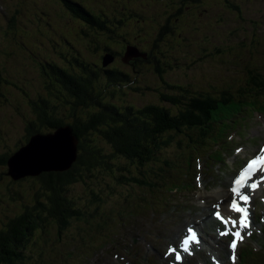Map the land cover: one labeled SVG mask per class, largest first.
<instances>
[{
	"label": "trees",
	"instance_id": "16d2710c",
	"mask_svg": "<svg viewBox=\"0 0 264 264\" xmlns=\"http://www.w3.org/2000/svg\"><path fill=\"white\" fill-rule=\"evenodd\" d=\"M103 13L109 15L104 8L94 11L97 19L115 27L111 18H101ZM80 18L84 20L85 17ZM156 22L157 18H150L151 26H149V21H143L141 15L138 14L137 25L143 27L142 29L136 28L132 32L134 35L137 33H140V36L143 35L145 39L143 46L147 50L156 51L161 55L169 54L177 48L176 38L166 34L163 35V38L156 36L157 30L154 26ZM96 32L103 34L100 33V29ZM153 34L157 38H154ZM139 39L141 40V37ZM179 46L182 47L183 44ZM146 66L150 68L147 74H155L162 80L167 75L169 60L167 59L166 62L165 58H160ZM136 72L137 70L132 69L131 65L125 64L123 70L112 67L111 70L104 71L103 74L95 72L89 77H83L80 75L81 73L61 72L58 74V82L54 80L53 76L47 79L44 87L45 94L37 93L36 99L39 107H36L33 116L26 118L28 119L25 128L26 141L30 139L29 136L32 133L48 135L46 130L51 128L56 130L60 126H67L77 141L75 143L77 154L74 162L66 169L41 171L35 176L12 181L7 175V164L9 156L18 147V144H15L14 147L4 145L5 152H0V164H3L2 170L4 169L0 171V204L2 206L0 208V263L6 262L11 256L14 258L24 236L30 234L39 222H45L49 217L67 220L69 215L67 211L70 207L73 208V205L65 195L66 187L75 182L77 176H81L79 171H82L85 176L91 172L94 164L101 168H106L107 163L115 167L99 157L91 159L85 153V147L92 151L91 147L100 144V140L96 138L94 132L99 133L102 138V132L106 133V138L113 142L114 147L116 146L121 153L133 155L139 153L141 147L144 148L146 138L151 137L150 139H152L159 136L171 125L168 122L172 118L168 116V111L164 107H159L158 101L143 105V108L139 110L141 116L136 115L132 106H118L114 103L108 104L100 101L98 96L101 97L103 89L95 88L96 79L103 80L106 87L113 85L108 90L113 89L116 92L122 90L121 84L131 85L134 82L140 86L141 83ZM98 89L100 90L97 91ZM159 100L161 103H168V101L174 102L176 98L161 95ZM142 119L150 123L146 124L140 121ZM106 128L107 132H105ZM87 142L91 144H86ZM2 174L8 176L7 181L2 178ZM31 200L37 204L36 207L27 206L26 203ZM21 210L24 211L19 214Z\"/></svg>",
	"mask_w": 264,
	"mask_h": 264
},
{
	"label": "rangeland",
	"instance_id": "374dc122",
	"mask_svg": "<svg viewBox=\"0 0 264 264\" xmlns=\"http://www.w3.org/2000/svg\"><path fill=\"white\" fill-rule=\"evenodd\" d=\"M228 4H229L228 2L225 3L223 1H221L220 2V8H214V9L217 10L218 12H221V11L222 12L220 14H217V15L214 14L213 17L214 18L215 17H222L226 13V5H228ZM193 5H194L193 9L197 10L198 9V3L193 2ZM19 6L22 7V3L20 0H19ZM26 9L27 10H25V12L23 11L24 14H27L26 12H29V9H30V11L34 15L35 21L42 22L39 18V15H38L39 10L36 11L35 5L26 6ZM175 9H176V7H175ZM47 11L50 13L51 16H58L57 12L55 10H53L52 8H50ZM122 12H124V11L122 10ZM200 13H201V8L196 11V14L194 16L188 17V23L190 25H199L198 14H200ZM233 14L236 15V11H233ZM17 17L19 19L9 21V24L11 25V27L5 29V31L7 33L6 32L0 33V71H1V77L4 79L0 85V94H1V100H0V149L1 150L4 149L3 144H5L8 147L9 146L14 147L16 143H18V145L24 143L25 136L27 133V132H25V127L27 125L26 121L28 120L26 118L28 116H30V117L33 116V109H32V106L29 104V101H30L29 99L34 100V99H36L38 92L44 93L46 91V89L43 88V85L45 87V83L43 82V75H42L43 67L33 63L34 58H32L31 56L30 57L27 56L24 52L21 51V49L18 47L20 45L19 40H23V41L26 40L25 42H28L31 44H34L36 38L43 40V43L46 46H45V51H43V53H41L42 58H45V56L47 55L50 57V61H52V63H54V61H55L57 64H64V61H61L57 57V54L55 52H51V49L48 47L49 46V40L48 39H49V32H50V23L45 27V29L43 31L31 28L32 32L23 33V35H26V37L23 39V38H19V33L17 35H15V31L17 30V28L15 27V21H18V24L23 23L25 25L26 23L28 24V22H30V20H26V18L24 16H22L21 14H18ZM217 20H219V19H217ZM6 23L7 22L3 23L2 26H0V28L4 27L6 25ZM184 24H185V26H188L186 24V21L184 22ZM29 27H30V24H29ZM190 30L194 31V32L192 31V33H193L192 39L197 40L198 42H201L202 39L210 36V33H206V32H204L203 34H198V32H200V30H201L200 26H197V27L192 28V29L190 28ZM141 32H142V34H144L143 31H141ZM98 33L99 32L94 34L93 39L90 37L89 38L87 37L88 33H86V37H87L89 43H95L97 46H100L99 51H97L96 55L97 56H103L106 54L103 50H107V45L105 44V41L99 40V38H101L102 35L98 34ZM123 34H126V31ZM18 38H19V40H17ZM141 40L143 42H145L143 35L141 36ZM109 44L112 45L113 43L111 42ZM47 47H48L49 52H46ZM6 52H9L8 55L6 54ZM48 53H50V54H48ZM189 53H190V51L188 50L187 47L181 48L178 51V55L181 57V59H184L185 61H187L185 56H186V54L189 55ZM96 55H95V52H93L91 55L89 52L82 53L83 58L87 59V60L90 59V57L92 56L94 63L97 62V56ZM199 56L201 59L198 62V64L197 63L195 64V67L199 70H201V68L205 69L204 58L206 56H209V55L200 53ZM211 56H213V55H211ZM119 58L121 59L122 56L119 55ZM173 58L178 60L177 56H174ZM50 66H53V64H51ZM191 66H192V64L190 66L181 67L180 69L178 68V66H176L174 69H171L172 71H175V72H172L173 74H170V76H168V80L171 83H166L165 87H163L164 85L162 84V80L157 81L155 79L154 75L147 74V72H144V71L142 72V70L138 68L139 72L137 74H141L143 79L147 83V84L141 85V90L144 91L145 93H147V94H144V95H147L145 97L148 98V93L150 91V88H148V87L158 86L162 90V92L164 94H166L167 96L175 97L178 100H181L182 98L180 95L183 94L182 87L184 86V83H185L184 78L181 76L187 75L186 71H189ZM171 70H169V71H171ZM40 76H41L42 80L39 78ZM198 80H204V79L199 75ZM121 85H122L121 88L123 90H125L127 92L130 90V85H124V84H121ZM111 87L112 86L110 85L108 88L110 89ZM132 87H137V84H133ZM132 87H131V92H133ZM151 91L154 93L153 90H151ZM111 92L112 91H108V93L104 92L102 94V96L104 98H106L107 97L106 94H108L111 96V98H114V100H119V101H121L120 96H124V91L113 92L112 95L110 94ZM136 95L138 96V99H135L133 96H131L128 99V101H126V102L133 103L137 107H140V106H142V104L139 102L142 99L138 94H136ZM149 96L152 99H156V96L154 94L149 95ZM174 104L175 103H171V106H173ZM22 113L24 115H27V116H21ZM140 121H143L146 124L150 123L149 121L144 120V119H142ZM4 129H6L8 136L2 140V132ZM107 131H108V129L106 128L105 132H107ZM46 132L50 135H53L50 133L49 130H46ZM62 134L65 136L67 133L63 132ZM32 135H34V133H32ZM94 135L96 136V138H98L100 140V144L98 147H96V146L93 147L94 150H92V151L89 150L88 147H85L84 151H85V153H87V155H89L88 157H90L92 159L94 157H97V155H98L99 159L104 160V158L108 155V153H114V154L119 153L120 154L119 160H120L121 164L126 165V158L130 159L131 154L121 153L116 148V146L114 147V145H113L114 143L110 142L106 138V133L102 132V136L104 139L97 132H94ZM42 136L46 137V135H42ZM51 138L52 139H50V140L58 139L56 136H52ZM66 139H69L68 135L66 136ZM1 140L3 142L2 144H1ZM32 144H33V147L37 145L36 141H33ZM86 144H91V143L87 142ZM33 147H32V149H33ZM32 149L29 148L27 150L28 151L31 150L30 152H33L34 150H32ZM103 152H105V153H103ZM72 162H74V160ZM13 168L16 169L15 166H13ZM1 170H2V168H0V171ZM92 170L94 171V174L96 176H99L98 171L95 168H93ZM78 173L81 176H77L76 181L69 188L71 194L73 195L72 199L75 198L78 201V206L81 207L82 209H86L85 207L89 203L90 204L89 209L85 212H91L94 209L92 206L93 205L92 202H93V200H95V201L97 200V196L99 194V184L96 183L95 181L89 183L87 181V179H85L87 174L84 176L82 171H79ZM28 177H31V176H28ZM2 178L6 179V181L8 180V176L6 174L5 175L2 174ZM106 181H111L112 182L111 184H113L114 181H120L119 184H122L121 183L122 180H120L119 177H117V176L116 177H109ZM80 191H83L85 193V195L83 197L79 195ZM83 198H84V200L82 202ZM26 204L29 207H36V205H37L32 200ZM1 207L2 206L0 204V208ZM40 251H41L40 247H39V249H36V251H35L36 255L35 256H38Z\"/></svg>",
	"mask_w": 264,
	"mask_h": 264
},
{
	"label": "water",
	"instance_id": "95a60500",
	"mask_svg": "<svg viewBox=\"0 0 264 264\" xmlns=\"http://www.w3.org/2000/svg\"><path fill=\"white\" fill-rule=\"evenodd\" d=\"M63 132L67 133L66 136L68 135L69 139L63 137ZM52 136H56L58 139L50 140ZM32 142L20 153H17L8 160V174L13 180L20 179L26 175H37L41 171L66 169L75 159V139L68 127L60 128L53 135L37 138V145L34 147ZM29 148L32 150L37 148L38 155L35 153V150L33 152H30L31 150L28 151L27 149Z\"/></svg>",
	"mask_w": 264,
	"mask_h": 264
},
{
	"label": "snow or ice",
	"instance_id": "6c2138e0",
	"mask_svg": "<svg viewBox=\"0 0 264 264\" xmlns=\"http://www.w3.org/2000/svg\"><path fill=\"white\" fill-rule=\"evenodd\" d=\"M257 152H260L259 148L257 149ZM258 159L260 160V163L264 164V153H262L258 157ZM256 163H257L256 159L252 160L251 163H249L247 167L244 169V171L240 173V176L233 181L234 186L231 188V192L234 195L230 198V203L228 204V210L234 213H238L240 215L238 217L229 216L228 219H223V217H221V214L219 212L214 213L217 219H221L223 221V224L225 225L224 231H220L218 229L220 236H228L231 233V235L235 237L234 239L231 240L229 245L230 248L233 250L237 248V241L244 239V236L241 235V231L249 227L248 208L246 206L244 207L240 206V204L238 203V199L239 201L243 202L245 205H247V202L250 200V196L245 192H242L241 190L245 188V183H247V181H245V174L253 170V165ZM261 174L264 175V173ZM248 179L249 180L251 179L250 175L248 176ZM242 181H245V183H242ZM256 187H257L256 183L248 184V188L250 189H255ZM229 222H231L232 228H237V225H239V227L235 232H232L231 228L228 227ZM187 232L189 233V235H187V237L182 240L181 248L183 249L184 252L191 254L189 250V242L192 241L195 242L196 244H199V240L192 228H188ZM247 234L251 235V232L249 231ZM175 251L176 250L174 248L172 247L169 248V253ZM175 258L177 261L181 260V255L179 252H176ZM233 259H235V254H233Z\"/></svg>",
	"mask_w": 264,
	"mask_h": 264
},
{
	"label": "bare ground",
	"instance_id": "6f19581e",
	"mask_svg": "<svg viewBox=\"0 0 264 264\" xmlns=\"http://www.w3.org/2000/svg\"><path fill=\"white\" fill-rule=\"evenodd\" d=\"M74 9H77V11H78V15H79V18L80 17H82V16H84V14H83V9H82V7L80 6V5H78L77 7H75ZM19 12V11H18ZM104 17H106V19L108 18V16H107V14L106 13H103V15L101 16V18L102 19H104ZM81 19V18H80ZM82 20V19H81ZM95 25H99L101 28H102V23H100V22H98V21H95ZM15 27L17 28V30L15 31V35H17L18 33L19 34H23V33H28V32H32L31 31V28L30 29H28L29 28V24H18L16 21H15ZM87 31H86V33H88V35H87V37L89 38H92L93 39V37H94V34L95 33H97L96 31L94 32V30H92V29H86ZM49 35H50V32H49ZM106 54H109L110 52L108 51V50H103ZM105 54V55H106ZM202 77V76H201ZM203 78V77H202ZM203 79H205V78H203ZM60 128H62V126H60L59 128H57L56 130L58 131ZM71 135L73 136V134H72V132H71ZM65 139H66V135L65 136H63ZM74 137V136H73ZM74 139H75V137H74ZM75 143H77V141H76V139H75ZM75 146H76V144H75ZM34 150H35V153L38 155V149L37 148H34ZM201 223V220L199 221V222H197V225H199ZM178 233V235L181 233V232H177ZM178 241V240H177ZM203 244L205 245V246H208V244H207V242H203Z\"/></svg>",
	"mask_w": 264,
	"mask_h": 264
}]
</instances>
